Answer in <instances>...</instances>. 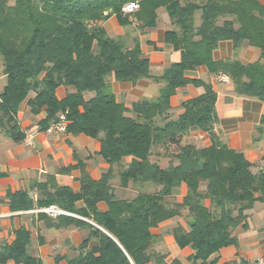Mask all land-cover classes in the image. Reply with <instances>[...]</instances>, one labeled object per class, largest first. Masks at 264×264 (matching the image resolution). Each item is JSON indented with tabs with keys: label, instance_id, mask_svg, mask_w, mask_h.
<instances>
[{
	"label": "trees",
	"instance_id": "1",
	"mask_svg": "<svg viewBox=\"0 0 264 264\" xmlns=\"http://www.w3.org/2000/svg\"><path fill=\"white\" fill-rule=\"evenodd\" d=\"M130 2L137 8L123 13ZM160 9L171 26L165 42L181 57L155 77L139 38L111 37L102 23L114 15L120 25L134 24L142 32L156 27ZM224 40L235 48L258 47L260 58L249 63L215 60L212 53ZM0 62L7 79L0 91V129L6 136L24 138L17 119L22 103L33 114L45 110L41 129L64 114L66 131L100 141L99 154L118 165L122 187L130 182L139 187L133 197L118 198L109 171L82 195L67 187L56 191V202L66 209L82 196L84 215L110 234L97 230L98 245L72 264H182L166 262L154 252L149 231L176 216L187 222L172 233L180 248L193 250L190 264H215L216 258H210L234 241L231 231L246 218V210L264 202V156L262 166L252 164L219 140L213 130L216 92L186 76L204 66L227 77L237 96L264 102V4L257 0H0ZM150 77L163 83L156 98H142L130 108L116 101L112 80L135 83ZM186 84L202 86L203 92L183 101V112L172 118L169 98ZM60 86L73 91L58 98ZM260 122L264 124V116ZM191 129L206 132L209 144L181 143ZM158 148L171 153L165 167L152 159ZM182 184L187 190L178 200ZM100 201L107 205L103 212L97 210ZM27 244L28 235L21 230L13 244L2 247L0 263L13 258L36 264Z\"/></svg>",
	"mask_w": 264,
	"mask_h": 264
},
{
	"label": "crops",
	"instance_id": "2",
	"mask_svg": "<svg viewBox=\"0 0 264 264\" xmlns=\"http://www.w3.org/2000/svg\"><path fill=\"white\" fill-rule=\"evenodd\" d=\"M257 1L264 4V0ZM163 17L162 25L157 23L156 27L142 32L136 30L134 24L120 25L114 15L108 17L102 25L111 37L131 39L137 36L142 55L149 61L151 75L157 77L181 57L179 50L165 42V32L171 26L169 18ZM260 55L258 47L242 44L235 48L229 40L219 42L212 53L215 60H239L244 63L257 61ZM186 76L210 84L216 92L214 111L217 120L213 130L219 140L229 148L240 151L250 163L262 166L264 124L260 120L264 116V102L237 96L228 78L223 81L220 78L222 75L209 73L204 66L186 72ZM6 80L0 62V91ZM162 85L153 77L142 78L135 83L112 80L111 90L117 102L130 108L142 98H156ZM68 91L73 89L60 86L56 95L62 98ZM202 92V86L193 84L177 87L169 98L170 116L177 117L183 112L181 103ZM85 97L89 95L85 94ZM45 117L43 109L33 114L26 104L18 106L17 119L22 131L40 128ZM209 142L207 133L199 129H191L181 139V143H191L197 147L206 146ZM99 149L100 141L83 133L38 132L30 144L25 139L14 141L0 129V251L2 247L13 244L18 233L23 230L28 235L26 252L36 264H72L71 260L76 259L81 252L98 245L97 230L110 235L91 215H84L86 208L82 196L72 202L71 209L57 203L55 197L56 191L63 187L76 195H82L88 191L92 181H98L109 171L113 173L110 185L118 198H131L138 192L139 187L135 183L130 182L127 187L120 185L118 165L107 162L99 154ZM153 155L152 159L161 167H165L172 157L171 153L162 148H158ZM186 190V185L182 184L178 200L182 199ZM16 194L18 197L13 199ZM51 204L65 210V213L52 217L42 210ZM96 206L100 212L107 209L103 201ZM245 213L246 218L231 231L234 241L210 258H216L215 264H248L264 256V202L256 201ZM177 224L187 227L183 216L172 217L150 227V234L154 238L152 249L162 255L166 262L175 259L182 264H190L188 256L193 250L189 246L180 248L172 233ZM0 264L23 262L8 258ZM145 264L157 263L150 260Z\"/></svg>",
	"mask_w": 264,
	"mask_h": 264
},
{
	"label": "built area",
	"instance_id": "3",
	"mask_svg": "<svg viewBox=\"0 0 264 264\" xmlns=\"http://www.w3.org/2000/svg\"><path fill=\"white\" fill-rule=\"evenodd\" d=\"M137 8V4L135 3H128L125 6H123L122 11L125 14H130L132 11H134ZM221 80H226L227 77L221 76ZM67 126V120L64 114H59L58 119L52 123H50L46 128H35L32 130H26L24 131V138L28 143H32L33 136L38 132H44L47 134H59L61 132L66 131ZM43 211L48 213L50 216L55 217L58 214L65 213V210L59 208L55 204L48 205L44 208H42ZM248 264H264V256H260L252 261H250Z\"/></svg>",
	"mask_w": 264,
	"mask_h": 264
},
{
	"label": "rangeland",
	"instance_id": "4",
	"mask_svg": "<svg viewBox=\"0 0 264 264\" xmlns=\"http://www.w3.org/2000/svg\"><path fill=\"white\" fill-rule=\"evenodd\" d=\"M159 16H158V23L160 24V25H162V22L164 21V17L163 16H166L167 17V14H166V12L164 11V9H160L159 10ZM163 150V149H162ZM139 190V189H138Z\"/></svg>",
	"mask_w": 264,
	"mask_h": 264
}]
</instances>
